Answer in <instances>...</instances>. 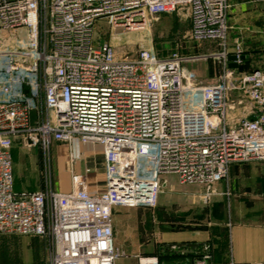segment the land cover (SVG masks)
I'll return each mask as SVG.
<instances>
[{
	"label": "built area",
	"instance_id": "obj_1",
	"mask_svg": "<svg viewBox=\"0 0 264 264\" xmlns=\"http://www.w3.org/2000/svg\"><path fill=\"white\" fill-rule=\"evenodd\" d=\"M264 1V0H262ZM229 0H0V237H31L46 245V264H117L116 208H155L168 178L212 195L235 164L264 165V72L240 73L245 52L229 45ZM181 13L190 37L217 51L123 59L95 33L98 23L141 31L148 19ZM16 44L14 50L9 44ZM216 60L220 71L204 85L187 63ZM20 142L51 159L55 143L74 159L79 146H99L105 187L91 191L85 176L73 189L15 190L12 149ZM175 255L192 251L169 246ZM192 264H208L201 248ZM138 264H161L138 256ZM181 264H190L182 262Z\"/></svg>",
	"mask_w": 264,
	"mask_h": 264
},
{
	"label": "rangeland",
	"instance_id": "obj_2",
	"mask_svg": "<svg viewBox=\"0 0 264 264\" xmlns=\"http://www.w3.org/2000/svg\"><path fill=\"white\" fill-rule=\"evenodd\" d=\"M190 30V20L181 13L149 18L147 27L141 31L114 29L106 23H98L95 27V33L110 42L123 59H134L144 50L160 57L172 53L190 56L218 50L215 45L195 43L190 37ZM13 33L21 40L27 38L26 31L21 28L15 31L0 29V52L6 49L4 39L13 37ZM15 48L12 40L9 49ZM258 49L264 62V46ZM186 66L204 85L215 83L220 71L218 61L213 59L187 63ZM19 153L21 162L15 167L17 184L24 185V190L42 189L52 178L56 185L53 158H47L39 148H20ZM223 184L226 190L228 184ZM214 195H208L200 185H182L170 177L155 208H116L114 225L120 230L119 238L129 247L128 251L142 246V250L150 254L162 245L163 236L169 232L204 228L211 209L216 205ZM46 248V243L40 239L0 237V264H46Z\"/></svg>",
	"mask_w": 264,
	"mask_h": 264
},
{
	"label": "crops",
	"instance_id": "obj_3",
	"mask_svg": "<svg viewBox=\"0 0 264 264\" xmlns=\"http://www.w3.org/2000/svg\"><path fill=\"white\" fill-rule=\"evenodd\" d=\"M229 2V45L234 47L240 43L246 57L240 65L241 69L239 66L237 70L240 73L264 72L263 57L258 49L264 46V1ZM56 145L57 149H52L53 173L57 181L56 185L53 184L55 191L70 192L73 189L71 175L85 176L91 191L105 187V162L101 147L81 145L74 151L75 158L72 159L67 145L55 143L53 148ZM20 148L26 147L17 142L12 149L15 190L18 193L43 190H24V185L17 184L15 167L21 162ZM223 183L228 184L226 190ZM214 194L216 205L211 209L207 223L203 224L204 228L169 232L163 236L160 247L172 244L209 247L212 259L208 264H264V165L256 162L233 165L229 179L218 183ZM119 234L120 230L114 225L116 247L125 254L117 264H138V256H158L162 252L158 248L147 254L142 246L128 251L129 247L120 240Z\"/></svg>",
	"mask_w": 264,
	"mask_h": 264
},
{
	"label": "trees",
	"instance_id": "obj_4",
	"mask_svg": "<svg viewBox=\"0 0 264 264\" xmlns=\"http://www.w3.org/2000/svg\"><path fill=\"white\" fill-rule=\"evenodd\" d=\"M241 69V66L239 67V70ZM169 246H162L159 247V250H161L162 252L159 253V258H160V262L161 264H174L177 262H189L190 264H192V262L195 259L201 258L202 253H201V248L200 246L197 245H188V249L189 250H193V253H190L188 255L185 256H181V255H175L170 253L169 251Z\"/></svg>",
	"mask_w": 264,
	"mask_h": 264
},
{
	"label": "water",
	"instance_id": "obj_5",
	"mask_svg": "<svg viewBox=\"0 0 264 264\" xmlns=\"http://www.w3.org/2000/svg\"><path fill=\"white\" fill-rule=\"evenodd\" d=\"M228 60H229V62H230L229 67H230L231 69H237V68L239 67L236 63H234V62L237 60L235 56H230ZM241 60H242V61H245V60H246V57H245V56H242V57H241Z\"/></svg>",
	"mask_w": 264,
	"mask_h": 264
}]
</instances>
